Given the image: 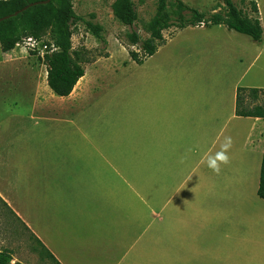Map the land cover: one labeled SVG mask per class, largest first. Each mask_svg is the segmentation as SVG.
<instances>
[{
  "label": "crops",
  "instance_id": "crops-1",
  "mask_svg": "<svg viewBox=\"0 0 264 264\" xmlns=\"http://www.w3.org/2000/svg\"><path fill=\"white\" fill-rule=\"evenodd\" d=\"M213 27L176 28L173 36L201 33L194 78L189 88L188 77L175 78L173 91H164L154 76L156 91L142 102L137 127L128 111L115 130L101 124L97 100L112 81L87 114L85 94L73 95L79 81L55 98L46 73L44 87L21 62L1 60L0 94L25 91L34 122L0 124V205L41 252L0 228V252L11 264H264V206L225 194L242 175L258 187L264 118L237 116L235 103L238 88L264 90L256 78L244 82L245 61L260 55L261 40H235L224 25L216 27L228 35L210 36ZM225 137L230 162L216 174L207 158Z\"/></svg>",
  "mask_w": 264,
  "mask_h": 264
},
{
  "label": "rangeland",
  "instance_id": "rangeland-1",
  "mask_svg": "<svg viewBox=\"0 0 264 264\" xmlns=\"http://www.w3.org/2000/svg\"><path fill=\"white\" fill-rule=\"evenodd\" d=\"M114 1L115 0H72L74 13L82 18V21L72 22L69 25L71 30V51L72 53L75 52L72 57L78 60V63L83 67L85 72L84 76L77 83L73 95L85 94L84 98L88 103L85 105L86 108L84 112L92 114L95 108L93 97L97 93L108 90L110 86L109 82L112 81L114 86L109 89L107 93L103 94V100H97L99 103L98 114L102 121L101 124L106 126V128H113V123H118L116 120L118 114H124L128 111L129 120L131 122V125H129L137 127L142 125V102L146 100V98L153 96L156 91L154 84H152V81L155 80L154 76L159 75L162 77L158 84H161L163 81L166 87H163L164 91L165 89L173 91L175 78L182 81L184 77H188V82L185 84L187 88L190 87L191 79L189 77L194 78V61L200 60V58L194 59V42L202 41V39L195 36L200 37L201 33L200 31H187L188 29H185L181 30L178 35L173 36L177 29L171 26L162 31L163 44H165L161 46L156 54L145 61L143 65H137V63H134L131 59L130 53H137L139 58H142L144 53L140 50V43L133 44L131 32H135L142 41L150 37V30H148L149 25L160 17L157 16V0H131L137 14V20L131 27L122 25L114 18L112 13V4ZM181 1L186 6L194 9L196 8L203 12L207 19H210L213 15L222 17L226 15L227 10L225 6L218 0ZM232 2L246 16L258 17L261 22L263 33L260 41V48H262V51L253 63L250 64L251 61H245L247 63H245L244 67L246 68L244 82H249L250 79L256 78L258 82L260 81V84L264 85V0H232ZM253 4L256 5L257 11H254ZM162 14L165 15L164 18L169 22H176L180 16L184 18L192 17L189 11L179 12L174 6V0H167V5ZM91 15L93 17H91ZM86 21L101 26L103 29L102 36L104 43L98 41L86 30V27H84V22ZM202 25L203 24L199 26ZM225 31L226 28L214 26L211 28V31L207 33H210V36L217 33L227 34L228 30L227 32ZM230 33L235 40L244 41L248 45L251 43L253 45H259L254 44L255 42L248 36L235 32ZM40 39L44 42H50L49 31L42 35ZM205 41L215 42V39L206 37ZM211 46H216V44H211ZM2 59L21 62L23 72H26L27 75L36 74L39 76V80H41L40 83H44L46 66L35 54L26 52L22 47H19L15 50L12 49L6 54L0 50V62ZM201 62L205 67H207L209 63H213L211 59L209 60L207 58L203 61L201 60ZM131 63H133V65H131ZM229 65L234 64L229 63ZM3 75L4 74H2V76ZM116 76H118L119 79L116 80ZM182 84L184 85V82ZM43 86L45 87V84H43ZM2 88L7 89L5 86H2ZM47 88L50 91L48 86ZM22 92L25 93V91ZM23 93L19 94L13 93V91H7V93L4 92L0 94V124L9 125L16 121L17 123L22 122L23 125H26L34 122L31 119L33 109L30 96L28 94L21 95ZM101 95H99L98 98ZM53 96L57 98L55 95ZM243 98L245 99L244 105L246 107H253L255 105L264 106V92H259L257 98L245 93ZM77 114H79V112H75L74 115L71 116L75 122L78 121ZM152 122L153 120H151L150 123ZM116 126L117 125L113 128L114 130ZM7 133L9 132L6 131V134ZM239 168H241V166H239ZM157 171H154V175L158 174ZM195 177L197 176L195 175ZM236 180H238V185L235 187L236 190L227 191L225 194L232 196V198L243 199L245 202H255L256 204H253L254 207H256V205L261 207V204L264 206V201L256 194L257 184L252 185L244 175L239 176ZM156 182H158V185L160 183L159 186L166 185L164 184V180H158ZM169 182H171V180H169ZM189 182L191 183L192 179ZM205 195L207 196L209 194ZM174 201H176V199H174ZM138 203L139 202L136 201L135 207H137ZM0 228H4L7 237L15 241H23V243L27 245L26 249H31V247H33L39 251L36 245L29 240L23 228L1 205ZM39 253L41 254L40 251Z\"/></svg>",
  "mask_w": 264,
  "mask_h": 264
},
{
  "label": "trees",
  "instance_id": "trees-1",
  "mask_svg": "<svg viewBox=\"0 0 264 264\" xmlns=\"http://www.w3.org/2000/svg\"><path fill=\"white\" fill-rule=\"evenodd\" d=\"M45 0H0V18L10 16L22 9L29 3ZM226 8V15H213L207 19L203 12L186 6L181 0H174V6L179 12L189 11L191 18L180 16L176 22H169L163 13L167 0H157V16L159 19L150 23V37L140 40V37L131 32L133 44L140 43V50L144 53L142 58L135 52L130 53L131 59L138 65L142 64L145 58L152 56L158 46L163 44L162 31L171 26L182 29L188 26L195 27L224 25L228 30L248 36L253 41L259 42L262 37L263 28L258 17L246 16L238 9L232 0H218ZM55 3V4H54ZM254 11L257 7L253 4ZM114 18L124 26H133L137 20V14L131 0H115L112 4ZM91 17H93L91 15ZM82 21L72 8V0H50L47 4H38L29 7L25 11L0 21V50L3 53L10 52L17 43L24 37H32L41 40V36L49 31L50 42L45 44L53 45L57 51L47 53L39 60L46 66V83L55 96H68L80 78L84 76V69L72 55L71 51V30L69 25L72 22ZM86 30L98 41L104 43L102 36L103 29L98 24L84 22ZM175 23V24H174ZM262 89L238 88L236 92L235 114L242 117L264 118V106L255 105L246 107L243 95L248 93L257 98ZM257 196L264 200V152L262 155ZM0 264H11V257L6 251L0 252ZM20 264V263H14Z\"/></svg>",
  "mask_w": 264,
  "mask_h": 264
},
{
  "label": "built area",
  "instance_id": "built-area-1",
  "mask_svg": "<svg viewBox=\"0 0 264 264\" xmlns=\"http://www.w3.org/2000/svg\"><path fill=\"white\" fill-rule=\"evenodd\" d=\"M19 47H22L26 52L35 54L37 58H40L41 60L43 59L45 54L57 51V48H55L53 45L48 46L42 40H37L32 37L22 38L21 41L17 43L13 49L15 50Z\"/></svg>",
  "mask_w": 264,
  "mask_h": 264
},
{
  "label": "clouds",
  "instance_id": "clouds-1",
  "mask_svg": "<svg viewBox=\"0 0 264 264\" xmlns=\"http://www.w3.org/2000/svg\"><path fill=\"white\" fill-rule=\"evenodd\" d=\"M232 145L231 137H225L224 142L221 145L220 151L214 156L207 158V166L212 169L216 174L220 173V166L226 165L230 162L228 151Z\"/></svg>",
  "mask_w": 264,
  "mask_h": 264
},
{
  "label": "water",
  "instance_id": "water-1",
  "mask_svg": "<svg viewBox=\"0 0 264 264\" xmlns=\"http://www.w3.org/2000/svg\"><path fill=\"white\" fill-rule=\"evenodd\" d=\"M49 1H50V0H45V1H41V2L29 3V4H27L26 6H24L22 9H20V10L14 12L12 15H10V16H5V17H3V18H0V21H1V20H4V19H8V18L11 17V16H16L18 13H20V12H22V11H25L26 9H28L29 7H32V6H34V5H38V4H47Z\"/></svg>",
  "mask_w": 264,
  "mask_h": 264
}]
</instances>
